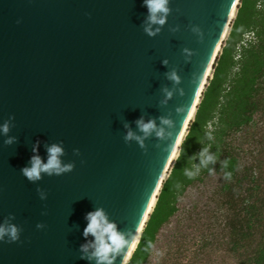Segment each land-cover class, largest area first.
Masks as SVG:
<instances>
[{"label": "water", "instance_id": "1", "mask_svg": "<svg viewBox=\"0 0 264 264\" xmlns=\"http://www.w3.org/2000/svg\"><path fill=\"white\" fill-rule=\"evenodd\" d=\"M238 2L169 0L149 36L144 0H0V226L22 229L0 241V264H96L80 249L91 255L83 231L97 209L128 242L111 257L126 264ZM141 118L163 135L144 137ZM53 144L73 169L29 181L21 169Z\"/></svg>", "mask_w": 264, "mask_h": 264}, {"label": "trees", "instance_id": "2", "mask_svg": "<svg viewBox=\"0 0 264 264\" xmlns=\"http://www.w3.org/2000/svg\"><path fill=\"white\" fill-rule=\"evenodd\" d=\"M249 38L245 39L244 36ZM264 81V0H239L229 30L188 124L181 155L174 159L161 183L153 208L126 264H144L159 229L174 213L186 187L212 173L220 178L221 204L232 252H243L245 264H264V190L250 201L256 185L244 174L232 136L248 126L260 110ZM208 149L214 162L201 163ZM227 161V166L224 162ZM188 172L195 173L189 179ZM230 173V177L226 174ZM244 184H252L244 188ZM255 193V192H254ZM256 201V202H255Z\"/></svg>", "mask_w": 264, "mask_h": 264}, {"label": "rangeland", "instance_id": "3", "mask_svg": "<svg viewBox=\"0 0 264 264\" xmlns=\"http://www.w3.org/2000/svg\"><path fill=\"white\" fill-rule=\"evenodd\" d=\"M210 77L211 73L207 81ZM260 88L263 95L259 112L231 140L244 174L253 176V185L257 186L251 202L258 201L264 190V81ZM220 183L219 176L211 173L184 189L176 200L174 213L159 229L144 264H245L243 252L229 248L230 213L221 204ZM251 185L244 184V188Z\"/></svg>", "mask_w": 264, "mask_h": 264}, {"label": "clouds", "instance_id": "4", "mask_svg": "<svg viewBox=\"0 0 264 264\" xmlns=\"http://www.w3.org/2000/svg\"><path fill=\"white\" fill-rule=\"evenodd\" d=\"M169 0H144V6H146L148 10L147 17V26L144 28L145 33L149 36H154L156 32H159L160 29L157 28L156 32L152 31V25H164L166 22V17L170 12V9L167 7ZM161 14V15H158ZM19 23V21H18ZM171 79L177 80L176 74L173 72L171 74ZM171 93H169V96ZM160 122L163 125L171 126V122L164 117L160 118ZM136 124L139 130L144 134V137L150 136L153 132L156 133L158 137H161L164 133L163 128H157V124L155 120H148L145 122L143 118L136 121ZM5 134L9 131L8 123H5L2 128H0ZM135 138L140 142L141 146H143V139L140 136H135L131 131L128 132L125 140H131ZM15 138H9L4 141L6 145L13 143ZM183 142V139H181ZM76 154H79V149L74 150ZM33 152H37V148H33ZM48 159L47 162L44 163L41 157L38 154H34L29 161L30 166L23 167L21 169V173L24 177H26L29 181L35 182L41 179V173H45L48 175H60L62 173L70 172L73 169V164H61V160L59 157L63 155V149L53 144L48 147ZM208 149H202L199 153L202 159L201 163L206 162H214L215 157L212 155H207ZM174 159H178L181 155L180 152V144L175 146V150L171 153ZM224 166H227V161L224 162ZM212 170H210V174ZM189 179L195 178V173L188 172L186 173ZM230 173H227L226 176L230 177ZM40 192L41 198H44V193L38 189ZM14 218V217H12ZM85 219L88 221L87 226L84 228L83 235L88 237L91 235L94 237V248L91 252V255H87L89 253V244L81 245V252L84 253V256H81V259H89L92 260L95 258L96 264H113L112 254L118 253L122 248L125 247L128 242L125 240V237L122 233L117 230V227L114 223H110L106 217V214L103 209H97L93 212H89L86 214ZM43 224H37V228H43ZM22 229H19L16 225H7L0 226V241H4V237L7 236V242H16L19 240V232Z\"/></svg>", "mask_w": 264, "mask_h": 264}, {"label": "bare ground", "instance_id": "5", "mask_svg": "<svg viewBox=\"0 0 264 264\" xmlns=\"http://www.w3.org/2000/svg\"><path fill=\"white\" fill-rule=\"evenodd\" d=\"M233 12H234V11H233ZM232 16H233V13H232V15H231V18H232ZM223 39H224V36H223ZM208 74H209V73H208ZM173 160H174V158H173L172 155H171L170 158H169V160H168V162H169L170 165L173 163Z\"/></svg>", "mask_w": 264, "mask_h": 264}]
</instances>
